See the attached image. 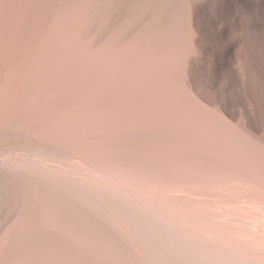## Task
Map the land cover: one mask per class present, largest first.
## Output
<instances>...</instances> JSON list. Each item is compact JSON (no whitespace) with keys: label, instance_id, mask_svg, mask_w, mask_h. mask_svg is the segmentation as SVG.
Returning <instances> with one entry per match:
<instances>
[{"label":"bare ground","instance_id":"bare-ground-1","mask_svg":"<svg viewBox=\"0 0 264 264\" xmlns=\"http://www.w3.org/2000/svg\"><path fill=\"white\" fill-rule=\"evenodd\" d=\"M0 264H264V0H0Z\"/></svg>","mask_w":264,"mask_h":264}]
</instances>
